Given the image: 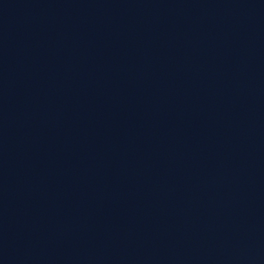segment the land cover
I'll list each match as a JSON object with an SVG mask.
<instances>
[{"label":"water","instance_id":"water-1","mask_svg":"<svg viewBox=\"0 0 264 264\" xmlns=\"http://www.w3.org/2000/svg\"><path fill=\"white\" fill-rule=\"evenodd\" d=\"M0 264H264V0H0Z\"/></svg>","mask_w":264,"mask_h":264}]
</instances>
